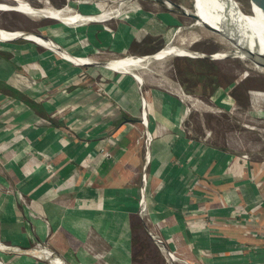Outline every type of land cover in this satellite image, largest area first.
<instances>
[{
	"label": "rangeland",
	"instance_id": "obj_1",
	"mask_svg": "<svg viewBox=\"0 0 264 264\" xmlns=\"http://www.w3.org/2000/svg\"><path fill=\"white\" fill-rule=\"evenodd\" d=\"M47 1L51 6L57 8L71 5L74 11H78L81 14L96 12L99 8H104L105 4L116 6V3H113L116 0ZM36 2L35 0L32 2L34 7L41 8L42 3ZM235 2L245 12L248 11V0H235ZM127 3L132 8L140 7L144 12L154 15L153 19L147 21L139 19L143 22V26L137 22L131 21L132 24H130V22L116 18L107 20L104 25L91 21L85 26L82 38H77L70 28L58 18L45 17L39 20H32V18L20 14L15 8H10L7 11H0V29L10 32L23 31L41 34L51 39L58 46L68 49L71 55L78 57L88 56L94 58L93 61L96 63H105L115 59L113 56L120 55L116 52L144 54L157 51L164 43H167L174 30L179 28L180 31L178 30L179 32L176 33V36L173 35L174 43H179L180 38L184 39L185 43H188L191 39H198L197 45L195 44L196 47L193 45V49L203 52L205 56L211 54L213 56L216 52L228 47L220 44L217 38L212 37L206 30L193 26L194 19L189 14H186L187 12L191 13V10H193L192 0H127ZM165 3L172 5V8L168 9ZM132 18H137V16L133 14ZM168 33H170L169 36ZM10 40L0 39L3 44H1V47L3 49H11V42H7ZM16 41H13V43L22 46V48L27 45L20 50V54L23 53L25 55L33 52L35 55V60L32 62L30 58L24 57L23 59V62L28 64L25 67L35 72V74L37 73L33 76L30 75L31 78L25 77L28 81L27 86L30 96L32 97L39 91L45 97L46 95L54 97L55 110L53 113L57 115L60 113L70 114L65 120V123L69 122L67 127L69 129L68 134L76 136L74 131L76 129L78 131L80 129L79 125H82L83 122L86 123V126H82V129H80L83 135L88 134L95 127L102 126L103 132L108 131V133L116 127L115 122L119 115V103H113L112 100L110 102L107 99L109 98L108 93L112 87L116 86L115 82L117 80L120 85L128 88L132 79L131 75L129 78L125 75L111 72L105 67L75 65L63 60L54 52L39 45L37 46V44L35 45L34 42L33 44L31 41L24 39ZM199 43L202 44L200 45ZM1 51L3 50L1 49ZM38 54H41L42 58ZM50 55H53L55 59ZM204 60L207 62H204ZM66 74L70 75V77L66 78L64 82L60 78ZM146 74L150 78L149 80L167 83L171 87L174 85L169 83L168 80L175 81L179 83L186 95L198 98L204 103L193 104L190 101L184 102L183 106L188 111L186 117L180 114L184 107L174 102V99L178 100L176 97H172L167 92H165L167 93L165 94L166 97H160L163 98L165 103L163 113L166 114L164 115L178 117L176 125L182 132V140L197 141L209 149H217L229 156L231 162L238 167L237 176L235 177L232 175V170L227 168L228 171L226 170L227 172L225 171L224 173L231 180L226 182L225 185H216L215 193L217 194L219 191L217 188H230L231 200L226 203L224 210L230 214L226 217L227 223H225L230 224L231 227H227L226 232H229L228 234H230L232 239H235L238 243L242 242L240 239L244 238L245 233L249 241L246 242L245 246L236 245V242L233 243L231 241L232 244L227 247L211 248L212 250H202L204 245L201 238H198V243L195 244L185 245L183 242L181 244L180 239L174 244L171 236L165 235L166 227L161 219L153 217L152 211L147 205V210L144 213L140 212V217H142V221L149 233L156 235L164 247H157L144 231H142L143 233H135L134 236L138 238L135 240L134 246V264H264V74L254 70L249 61H244L234 56L221 60H211V56L195 58L178 56L172 60H165L163 63L156 62L151 64L150 68H147ZM54 79H60V81L57 82ZM168 85V90L172 91L173 88H169ZM133 87L131 85L128 93L131 91L133 99H136V90H133ZM142 88L147 100L150 102H148L150 107L155 113H158L162 106L157 107L155 88L151 87L149 83L144 84ZM68 89L69 91L67 92ZM114 89L111 91L113 97L120 99L119 93ZM186 89L188 92L185 91ZM61 92H65L64 94L68 97L65 107L58 106L59 98L57 95ZM84 96H86L88 103L85 112L83 110L85 109L84 105L79 103ZM122 107L124 106L122 105ZM80 110L82 111L81 113H79ZM152 110L151 114L152 118H154ZM98 113L100 117L92 115H99ZM107 120H110L109 125L104 128ZM40 121L45 123L44 120ZM141 127L142 125H140ZM154 129L155 125H153ZM167 132L169 131L167 130ZM222 175L217 174L215 177H221ZM10 186L1 187L4 189L2 192H6L9 197H13V195L18 194L17 189L14 185ZM239 191L249 193L255 202L251 204L249 202L250 199H247L249 196L245 199L244 194H239ZM257 197L259 199L256 200ZM16 199L19 201L23 200L20 203L27 206L29 211V201L24 195L18 194ZM60 203H64V201ZM6 206L9 209L11 204L7 202ZM56 208H58V205L51 208V212L54 213ZM214 213V220L210 217L203 218L200 223L204 224L202 227L207 225V218H210V222L215 224L219 221V217H223L222 212L216 211ZM241 213L247 214L246 220L242 219L243 215L241 216ZM75 216H79V214ZM258 219H260L262 226H252V222L255 221L256 223ZM65 220L66 225H69L74 234L81 233V236L88 237L87 242H85L84 254L91 253L94 256L91 252L94 249L97 253L93 259H86L85 257H82L81 260L78 259V264H112V257L107 252L109 248L100 242L97 233L94 232L92 227L84 226L83 219L66 217ZM246 223H249L248 227ZM15 224L16 228L19 227L18 229L21 230V233L13 227ZM27 224H29L28 220L23 217H17L16 219L15 217H6L0 221L1 231L6 229L5 234L2 235L3 241L0 242L8 248L6 250L8 251L7 254L6 252L3 255L1 254L3 264H49L36 257L12 251L11 248L18 247L22 251L33 250L38 244L31 235ZM258 231L263 233V235L259 234ZM15 234L19 238L23 237V240L19 238L17 240ZM259 235L263 237L258 239L260 238ZM252 237L258 240L255 241ZM143 241L145 245H141ZM43 242H39V244H42L43 247H50L52 250L56 249L55 247V249L52 248L49 240L44 239ZM54 243L60 245L61 242L56 241ZM197 247H201V249H197ZM164 249L167 252L168 250L171 251L173 256L177 258L175 263L167 261L166 250Z\"/></svg>",
	"mask_w": 264,
	"mask_h": 264
},
{
	"label": "crops",
	"instance_id": "obj_2",
	"mask_svg": "<svg viewBox=\"0 0 264 264\" xmlns=\"http://www.w3.org/2000/svg\"><path fill=\"white\" fill-rule=\"evenodd\" d=\"M1 44L2 42L0 50L10 53L12 57L8 63L0 60V82L27 95L40 104L44 112L30 109L4 87H0V221L6 217L25 218L35 241L39 244L44 243V239L49 240L52 248L56 249L52 250L46 245L45 248L63 258L67 264H78V259L81 260L82 257L93 259L97 253L94 249L91 250L94 256L91 253L84 254L88 237L81 236V233L74 234L69 225H66V217L83 219L84 226L92 227L100 242L109 248L106 251L112 257V264H134L132 219L140 223L139 232H146L149 239L160 248L157 238L149 233L140 217V212L144 213L147 205L153 217L161 219L166 227L165 235L171 236L173 243L180 239L181 244H195L201 238L204 245L202 250L227 247L232 244L231 241L245 246L249 241L245 233L244 238L240 239L242 242L238 243L226 232L227 227H231L226 224V217L230 214L224 210L226 203L231 200L230 188H217L219 191L215 193L216 185L222 186L231 180L224 173L227 168L232 170L235 177L238 167L231 162L229 156L217 149H209L197 141L182 140V132L176 125L178 117L163 113L165 103L160 97L166 96L155 93L157 107L162 106L155 113L142 91L143 88L134 79L130 80V84L136 90L137 100L133 99L131 91L128 93L131 85L128 83L126 88L117 80L112 89L115 88L120 99L113 97L112 89L107 98L110 102L112 100L113 103H119L116 127L110 133L103 132L102 126L95 127L83 135L80 130L82 126H86L83 122L79 125L80 129L74 131L77 137L72 136L68 134L69 122L65 123L70 114L53 113L54 97H45L39 91L30 96L25 77L31 78L37 73L27 69L25 66L28 64L23 59L25 57L30 58L31 62L34 61V53L20 54V50L27 45L22 48L13 41L11 49H3ZM154 52L129 55L144 56ZM38 56L42 58L41 54ZM50 56L55 59L53 55ZM68 77L70 75L66 74L60 79L65 82ZM60 79L54 81L59 82ZM156 90L159 89L155 88L154 92ZM65 92L57 95L59 107L67 105L68 97ZM174 102L178 103L176 99ZM79 103L84 105L85 112L88 104L86 96ZM147 106L148 112L145 110ZM143 110L146 111L148 130L153 134L145 183L142 181L146 166ZM81 112L80 110L79 113ZM92 115L100 117V114ZM109 122L107 120L104 128ZM217 174L223 175L215 177ZM6 185H14L17 193L28 199L29 211L27 206L20 203L23 200L16 199L18 194L9 197L6 192H2ZM143 190L145 210L140 205ZM239 194H244L245 199L249 196L247 199H250L251 204L255 202L246 191H239ZM251 194L253 195L252 192ZM63 201L64 203H60ZM7 202L11 204L9 209ZM56 205L58 208L52 213L51 208ZM216 211L222 212L223 217L218 218L220 223L218 221L214 224L210 222V218L215 219ZM76 214L79 216H75ZM241 216L246 220V213H241ZM204 217L210 218L206 220L207 225L202 227L204 224L200 223ZM253 225L261 227L260 219L256 223L252 222ZM13 227L19 228H16V224ZM5 231L6 229H0V241H3L2 235ZM18 231L21 233V230ZM258 233L263 235L260 231ZM15 237L18 240L17 234ZM19 239L23 240V237ZM56 241L61 242L60 245L55 244ZM0 244L3 245L1 242ZM5 252L7 254L8 251H0L1 261Z\"/></svg>",
	"mask_w": 264,
	"mask_h": 264
},
{
	"label": "bare ground",
	"instance_id": "obj_3",
	"mask_svg": "<svg viewBox=\"0 0 264 264\" xmlns=\"http://www.w3.org/2000/svg\"><path fill=\"white\" fill-rule=\"evenodd\" d=\"M35 1L42 3V7H34L32 3L34 0H0V11L3 12L10 10V8H15V10L20 14L32 18V20H39L45 17L58 18L68 28H70L77 38H82L85 26L91 23V21L104 25L107 20L116 18L121 21L130 22V24H132V22H137L139 25L143 26V22H141V20L147 21L153 19L154 17V15L144 12L140 7L139 9L128 6L129 4L127 3V0H116V2H113L116 3V6H109L108 4H105V7L103 6L104 8H99L96 12L93 11L86 14H81L78 11H74V8H71V5L57 8L51 6L47 0ZM192 3V12L188 13L186 11V14L190 15L193 13L198 18V20L194 19L193 26H195V28H202L206 30L210 35H212V37L217 38L220 44L228 46L227 48H223V50L216 52L213 56H211V59L221 60L229 56H234L241 60L249 61L254 70L264 74L263 4L260 5L258 2L248 0L249 9L247 12H245L244 9L237 2H235V0H192ZM165 5L168 9L172 8V5L168 3H165ZM133 14L137 16V18H134L135 20L132 18ZM203 25H206L212 29L206 28ZM179 29L174 30V36H176V33L180 31ZM169 35L170 33H168V36ZM173 35L170 36L167 43H164V45L158 49L161 51L154 55V57H137L134 55H129V53L125 54L119 52L121 55L113 56L115 59L108 61L109 64L106 69L110 70L111 72H117L123 75H131L130 77L134 79V81H136L140 87H143L144 84L149 83L151 87L159 89L154 93L163 96L169 93L172 97H176L178 99V103L182 106L184 102L189 101L193 104H204L200 99L186 95L182 91L179 83L168 80L169 83L174 85L171 87V85L169 86L167 83L164 84L163 82L149 80L150 78L146 74L147 68H150V65L156 62L163 63L165 60H172L178 56H189L193 58L208 57L203 55V52H198L193 49L196 42H198V39H191L188 43H185L184 39L180 38L179 43H174ZM19 37H25L28 41L34 42L35 44L51 52H54L63 60H66L72 64L89 65L96 63L93 61L94 58L90 57L85 58L74 56V58H71V56L67 55L68 49L64 48L65 51L58 49L57 45L52 43L49 39L41 38L32 33H26L23 31L10 32L0 29V39L12 40ZM167 85L169 88H173V90L169 91ZM146 109L148 112V106L145 108V110ZM180 114L187 117V109L184 107V110H181ZM5 248L6 247L0 244V251L3 252L8 250ZM30 252L32 253L30 255L31 257H36L43 262L49 264H65L61 257L56 256L47 248H42L40 244H37L33 250H30ZM165 252L169 263H175L177 261V259H175L176 257H174L171 253L170 256L167 251ZM0 264H3V262L0 261Z\"/></svg>",
	"mask_w": 264,
	"mask_h": 264
},
{
	"label": "trees",
	"instance_id": "obj_4",
	"mask_svg": "<svg viewBox=\"0 0 264 264\" xmlns=\"http://www.w3.org/2000/svg\"><path fill=\"white\" fill-rule=\"evenodd\" d=\"M12 57V55L8 52H4V51H1L0 50V60L4 61V62H7L9 61V59ZM204 62H207L204 60ZM16 70H18L16 68ZM204 76V75H203ZM0 87H4L6 90H8V93H10L14 98H16L17 100H20L22 101L25 105H27L30 109L36 111V112H39V113H43L44 109L43 107L36 103L34 100H32L31 98H29L27 95L21 93L20 91L10 87V86H6L5 84L1 83L0 82ZM186 92H188V90L186 89L185 90ZM191 195V194H190ZM249 224V223H248ZM248 224L246 223V226L248 227ZM131 227H132V231L133 233H137L139 231H141L140 229V223L138 222V220L136 219H132L131 220ZM133 234V237H132V241H133V245L135 246V240L138 238L136 236H134ZM141 245H145V242H141ZM140 245V246H141ZM134 252H135V248H134ZM133 252V253H134Z\"/></svg>",
	"mask_w": 264,
	"mask_h": 264
},
{
	"label": "water",
	"instance_id": "obj_5",
	"mask_svg": "<svg viewBox=\"0 0 264 264\" xmlns=\"http://www.w3.org/2000/svg\"><path fill=\"white\" fill-rule=\"evenodd\" d=\"M252 1H255V2H258V4H260V5H262L263 4V6H264V0H252ZM177 6V5H176ZM177 7H180V6H177ZM190 17H192L193 19H195V20H198V18L195 16V14H190ZM203 26H205L206 28H209V29H212V28H210V27H208V26H206V25H203ZM216 30V29H215ZM27 33V32H26ZM32 34H34V35H36V36H38V37H41V38H46V39H49L48 37H45V36H43V35H41V34H35V33H32ZM19 39H24V40H27L25 37H19V38H15V39H12V40H10V41H7V42H12V41H16V40H19ZM52 43H54L51 39H49ZM54 44H56V43H54ZM57 45V44H56ZM57 47H58V49H61V50H63V51H65V49L64 48H62V47H60V46H58L57 45ZM161 50H157L156 52H154V53H152V54H147V55H144L143 57H154V55H156L157 53H159ZM67 55H69V56H71V58H74V56L73 55H71L68 51H67ZM208 56H212V54L211 55H208ZM137 57H141V56H137ZM212 60V59H211ZM108 64H109V62H105V63H92V64H89V65H91V66H99V67H105V68H107L108 67ZM80 65H82V64H80ZM88 65V64H87ZM82 66H84V65H82ZM146 116V114H145V110H143V115H142V118H146L145 117ZM139 121H140V119H138ZM41 245V244H40ZM4 246V245H3ZM42 246V245H41ZM5 247V246H4ZM42 248H45V247H43L42 246ZM5 249H8V248H5ZM10 249V248H9ZM12 249V251H15L16 250V252H18V253H23V254H27V255H31L32 253L30 252V250H20L19 248H11ZM62 260H63V262L65 263V264H67L65 261H64V259L62 258Z\"/></svg>",
	"mask_w": 264,
	"mask_h": 264
},
{
	"label": "built area",
	"instance_id": "obj_6",
	"mask_svg": "<svg viewBox=\"0 0 264 264\" xmlns=\"http://www.w3.org/2000/svg\"><path fill=\"white\" fill-rule=\"evenodd\" d=\"M143 109H144V105H143ZM146 117V116H145ZM147 120H146V118H143V125H144V127H145V131H144V133H145V138H144V147H145V152H146V157H145V162H146V166L144 167V169H143V174H142V181L145 183L146 182V178H147V165H148V163L150 162V153H151V144H152V134L149 132V130H148V126H147ZM140 205H141V208H142V210H145L146 208H145V194H144V190H143V195H142V199H141V201H140ZM155 236V238H157V236L156 235H154ZM157 241H158V243H159V245L161 246V247H164L163 246V244H162V242L157 238L156 239ZM164 250H166V249H164ZM167 251V250H166ZM168 253L170 254L171 253V251H169L168 250ZM172 254V253H171ZM171 254H170V256H171ZM173 255V254H172ZM177 259V258H176ZM168 261V260H167ZM174 263V262H173Z\"/></svg>",
	"mask_w": 264,
	"mask_h": 264
}]
</instances>
